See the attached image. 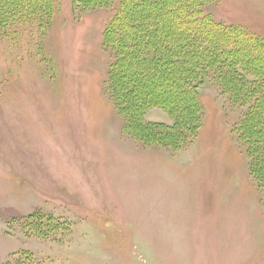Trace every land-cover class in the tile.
<instances>
[{
    "label": "rangeland",
    "instance_id": "obj_1",
    "mask_svg": "<svg viewBox=\"0 0 264 264\" xmlns=\"http://www.w3.org/2000/svg\"><path fill=\"white\" fill-rule=\"evenodd\" d=\"M53 1L44 27L0 29V264H264L260 151L237 132L248 107L208 81L182 147L132 138L106 85L102 34L116 6ZM206 11L264 40V0H212ZM141 86L157 96L147 101L169 95L158 79ZM142 119L173 121L158 106ZM34 214L55 230L35 237Z\"/></svg>",
    "mask_w": 264,
    "mask_h": 264
},
{
    "label": "trees",
    "instance_id": "obj_2",
    "mask_svg": "<svg viewBox=\"0 0 264 264\" xmlns=\"http://www.w3.org/2000/svg\"><path fill=\"white\" fill-rule=\"evenodd\" d=\"M211 1L72 0V7L82 12L117 8L102 39L113 55L107 91L125 117L128 135L179 149L200 127V90L211 81L231 105L248 107L237 132L259 149L253 175L264 186V40L240 26L215 22L206 11ZM53 14V0H0V29L31 21L41 28L51 22ZM146 78L167 85V98L157 92L164 98L162 103L147 101L152 92L141 86ZM149 106L163 108L172 123L144 122L142 116ZM36 217L28 218L38 220L37 225L29 223L35 237L48 235L58 224L51 216Z\"/></svg>",
    "mask_w": 264,
    "mask_h": 264
}]
</instances>
